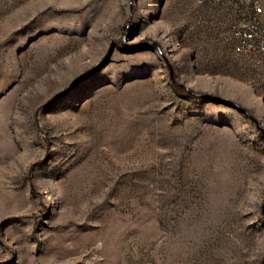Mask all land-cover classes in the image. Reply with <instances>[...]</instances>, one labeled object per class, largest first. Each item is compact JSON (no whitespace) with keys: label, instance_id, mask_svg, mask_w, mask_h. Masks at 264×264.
I'll use <instances>...</instances> for the list:
<instances>
[{"label":"rangeland","instance_id":"1","mask_svg":"<svg viewBox=\"0 0 264 264\" xmlns=\"http://www.w3.org/2000/svg\"><path fill=\"white\" fill-rule=\"evenodd\" d=\"M0 264H264V56L195 0H0Z\"/></svg>","mask_w":264,"mask_h":264},{"label":"built area","instance_id":"2","mask_svg":"<svg viewBox=\"0 0 264 264\" xmlns=\"http://www.w3.org/2000/svg\"><path fill=\"white\" fill-rule=\"evenodd\" d=\"M228 16L232 51L245 57L264 56V0H195Z\"/></svg>","mask_w":264,"mask_h":264}]
</instances>
